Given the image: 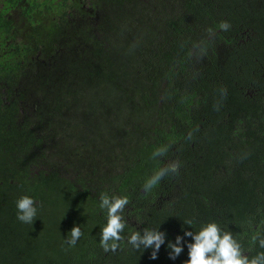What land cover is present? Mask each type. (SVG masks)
Returning a JSON list of instances; mask_svg holds the SVG:
<instances>
[{"label":"trees","instance_id":"trees-1","mask_svg":"<svg viewBox=\"0 0 264 264\" xmlns=\"http://www.w3.org/2000/svg\"><path fill=\"white\" fill-rule=\"evenodd\" d=\"M6 1L0 264H183L186 246L171 260L167 242L187 220L264 252V0ZM102 194L130 201L116 252L100 245ZM22 196L33 224L17 218ZM144 229L166 233L155 260L128 243Z\"/></svg>","mask_w":264,"mask_h":264},{"label":"clouds","instance_id":"clouds-1","mask_svg":"<svg viewBox=\"0 0 264 264\" xmlns=\"http://www.w3.org/2000/svg\"><path fill=\"white\" fill-rule=\"evenodd\" d=\"M230 27L231 25L226 21L219 25L223 31H228ZM209 33L215 35L211 29ZM222 92L226 93V89H222ZM166 151V148L156 150L153 158L163 156ZM179 167L178 162H173L159 169L145 182L144 192L146 194L150 192L169 172H178ZM35 203L29 196H22L18 199L16 202L18 220L33 224L37 216ZM129 203L127 196L109 198L106 194L101 195L100 208L107 210V224L101 231L100 239V245L105 252H116L120 248V242L124 239L121 233L127 226L122 214ZM186 224L188 227L183 230V235H177L175 242L170 240L167 242L169 259L176 260L184 252L186 246L188 259L183 261V264H264V252L250 258L233 234L230 231H224L217 223H207L195 233L189 230L193 221L187 220ZM70 233L71 238L66 243L71 247L75 246L83 233L78 225H74ZM186 237L191 240H186ZM252 239L254 244L258 242L259 247L264 249V236L257 232ZM165 241L166 233L159 229H144L143 234L139 231L133 232L128 238V243L136 250L152 249L150 259L153 260L158 258V252Z\"/></svg>","mask_w":264,"mask_h":264},{"label":"flooded vegetation","instance_id":"flooded-vegetation-1","mask_svg":"<svg viewBox=\"0 0 264 264\" xmlns=\"http://www.w3.org/2000/svg\"><path fill=\"white\" fill-rule=\"evenodd\" d=\"M7 3H8V1H6V0H0V6H1L2 4H5V5L7 6Z\"/></svg>","mask_w":264,"mask_h":264}]
</instances>
